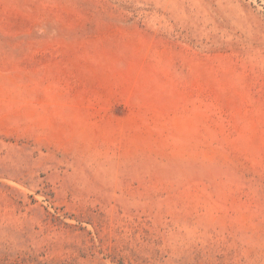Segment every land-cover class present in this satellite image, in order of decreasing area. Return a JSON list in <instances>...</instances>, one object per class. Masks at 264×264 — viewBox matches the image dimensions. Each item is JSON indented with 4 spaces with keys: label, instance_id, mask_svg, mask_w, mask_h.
Listing matches in <instances>:
<instances>
[{
    "label": "rangeland",
    "instance_id": "obj_1",
    "mask_svg": "<svg viewBox=\"0 0 264 264\" xmlns=\"http://www.w3.org/2000/svg\"><path fill=\"white\" fill-rule=\"evenodd\" d=\"M0 264H264V0H0Z\"/></svg>",
    "mask_w": 264,
    "mask_h": 264
}]
</instances>
